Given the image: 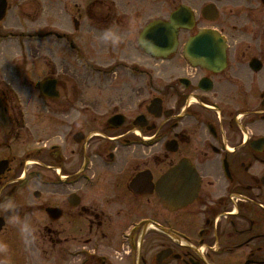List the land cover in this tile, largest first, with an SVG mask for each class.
<instances>
[{"label":"flooded vegetation","instance_id":"flooded-vegetation-1","mask_svg":"<svg viewBox=\"0 0 264 264\" xmlns=\"http://www.w3.org/2000/svg\"><path fill=\"white\" fill-rule=\"evenodd\" d=\"M52 1L0 0V264H264V0H65L82 39ZM182 8L173 55L134 56Z\"/></svg>","mask_w":264,"mask_h":264},{"label":"rangeland","instance_id":"rangeland-1","mask_svg":"<svg viewBox=\"0 0 264 264\" xmlns=\"http://www.w3.org/2000/svg\"><path fill=\"white\" fill-rule=\"evenodd\" d=\"M71 6L73 5V3H69ZM52 5H53V25H54V30L58 31L59 34H64L66 35L68 38L73 39L75 37H79L80 39H82V37L84 36V32L83 29L87 26V25H82L79 29V33H74L73 28H72V24L69 21L68 23H65V0H53L52 1ZM167 13L165 11H161L159 15H154V14H150V16L145 18V22H151L152 20L155 19H166L167 18ZM32 24L28 21H21V26L19 27L18 32L22 33V38L23 40H25L24 38H26L25 36L28 37L29 34H31L32 32ZM136 37V36H135ZM28 46V45H27ZM64 46L63 48L61 46L58 45H54L53 46V51H54V56L55 57H60L61 60L65 57V61L68 58L69 62H70V72H75V73H80L82 74V72L80 70H78V63L76 62V60H74V54L72 52H69L66 50H64ZM7 50L4 51L5 55H9L8 53H6ZM25 52V56L28 58L29 56V52H28V48H26V46L24 47V49L22 50ZM62 51H64V53H62ZM133 53L134 56H142L141 51L138 49L136 43L133 46ZM67 54V55H66ZM98 61H103L102 59L98 60ZM109 63V62H107ZM106 65H102V66H107L109 64ZM27 64H29V61L27 59ZM25 64L24 68H25V72H29V68L28 65ZM149 67H152V62H149Z\"/></svg>","mask_w":264,"mask_h":264},{"label":"water","instance_id":"water-1","mask_svg":"<svg viewBox=\"0 0 264 264\" xmlns=\"http://www.w3.org/2000/svg\"><path fill=\"white\" fill-rule=\"evenodd\" d=\"M176 16L177 15H173L171 17L169 25H163L161 23H154L150 25V27L144 31L143 35L140 38V46L144 48L146 52H149L154 56H159L160 51H165L166 53L173 51L176 31L179 26L176 22ZM213 40L215 39L209 36V34H204V36H201L194 40V42H192V45L189 47L193 48L194 46H198L200 45V43H202V41L213 42ZM205 47L212 46L205 45ZM212 49L215 48L212 47ZM50 88H53V85H51Z\"/></svg>","mask_w":264,"mask_h":264}]
</instances>
